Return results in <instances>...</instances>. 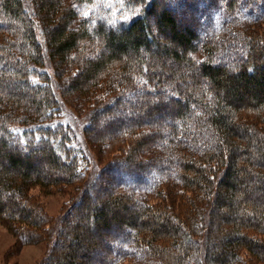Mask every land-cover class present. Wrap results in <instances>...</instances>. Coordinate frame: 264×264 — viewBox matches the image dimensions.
Returning <instances> with one entry per match:
<instances>
[{
    "label": "trees",
    "instance_id": "1",
    "mask_svg": "<svg viewBox=\"0 0 264 264\" xmlns=\"http://www.w3.org/2000/svg\"><path fill=\"white\" fill-rule=\"evenodd\" d=\"M123 1L111 25L81 16L96 0H0V223L33 242L29 191L71 185L40 264H264V0H223L218 20L209 0ZM114 112L131 115L98 139ZM117 165L128 185L92 203Z\"/></svg>",
    "mask_w": 264,
    "mask_h": 264
},
{
    "label": "rangeland",
    "instance_id": "2",
    "mask_svg": "<svg viewBox=\"0 0 264 264\" xmlns=\"http://www.w3.org/2000/svg\"><path fill=\"white\" fill-rule=\"evenodd\" d=\"M120 1L121 0H96L94 6H92L90 9L87 8L85 11H83V13H81V16L85 17L87 15L93 14L95 15V17H98V18L100 17L101 21L105 20L107 24L117 25L123 19L125 14L129 13V10L131 9L130 7H134L132 4H129V2H128L129 5L125 6V3H127V1H123V3ZM222 1L223 0L207 1L206 2L207 9L204 8L206 11V14H208L209 11H211L212 13L211 15L214 18V20H216V18L218 20L220 18V15L217 12V9L221 10L224 8V5H225L223 4ZM176 2H179V0H176ZM203 6L204 4L201 5L199 3L197 4L194 3V5L192 6L188 5L185 8L184 7L178 8L177 15L183 18H186L187 20H190V18L193 19L195 17L200 18L201 15L199 16L198 14L201 13L200 11ZM203 27H204L203 25L200 27L201 28L200 31L204 29ZM119 32H120L119 30L117 29L115 30V33H119ZM231 52L232 51H228V53L225 55L223 63H226L227 65H229L231 64V60H233L234 58H237V59L240 58L238 55L234 57L233 56L234 54ZM0 74H1V70H0ZM6 88L5 86L0 87V93ZM8 89L11 91L12 90L14 91L17 88L15 87V85H11L8 87ZM32 95H33V92L25 91L26 99L30 100ZM136 100L138 101L139 98H137ZM26 102L28 101L26 100ZM130 102H132V100L129 99L128 95H126L122 102L125 108H128V103ZM114 113H115L114 121H112L111 118L109 117L108 118L105 117L102 119V121L99 124H97V126L94 127L92 134L98 137V139H103L106 137L111 138L115 133L113 127H114V124L116 123V120L117 121L119 120L120 122L122 121L127 122L131 115L129 113H123V114H120V112H114ZM134 114L135 113L133 112L132 117ZM162 120L163 121L161 123H158L157 121L148 122L146 120H143V122L145 123V126H147L149 130H152L155 132L156 130L159 129V127H162V129L167 128L169 121H167L165 118H163ZM77 122H80V121H77ZM78 128L79 129L83 128V124H82V127L78 126ZM163 141H164L163 143L167 142L165 140ZM96 154H99L98 149H97ZM100 163H101V166L102 167L105 166V168L108 165L104 161H101ZM253 163H256V162L253 161ZM117 166L118 168L110 167L109 169H107L106 173L104 174L107 180L101 181L100 183L101 187H98V189L97 188L94 189L93 194L95 195L94 196L95 198L92 201V203L96 204L97 202H100L103 197H106V195L104 194L105 192L121 193L123 191L121 189V185L122 184L128 185V182L130 180V175H128L127 173L123 171H120V168H122V165L121 166L117 165ZM53 175L61 177L62 173H56ZM49 191L50 192H43L40 187L34 186V188L30 190L28 194V197L32 199V201L36 205L35 208L41 211L42 215H44V217L46 218V223L45 222L42 223L41 226L38 228V230H35L37 232H36V237L34 238L33 242L24 243L20 239V236L17 233V231L10 224V220H8L6 217L2 220V222L0 223V264H40V262L43 261L47 253V249H48L49 226L51 223L59 220L61 216L64 215V213L68 210L69 205L71 203V199L75 193V190L71 185H61L59 188H56V190L52 189ZM149 194L151 193H146L142 191L135 192V195L139 199L143 197H147ZM152 194L156 196V194L154 193ZM156 200L157 199H154L153 202H156ZM129 207L135 211L138 210L137 206L131 203H129ZM75 218L76 217L72 216L71 221L75 220ZM116 235H118V233L117 231H114V235H112V238L115 239ZM118 239H119L117 241L118 245L124 248L126 244L125 243L126 239L124 240L120 236L118 237ZM104 240L105 239L101 241L105 242ZM104 250L105 249H102V251ZM103 254L104 253L100 251L97 254V257L98 256L103 257ZM243 255L245 257H248L246 253H243ZM93 256L95 257V254ZM131 262L132 261H127L125 263L131 264ZM98 264H102V263H98Z\"/></svg>",
    "mask_w": 264,
    "mask_h": 264
}]
</instances>
